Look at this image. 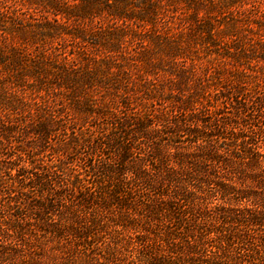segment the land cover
Wrapping results in <instances>:
<instances>
[{
    "label": "trees",
    "instance_id": "1",
    "mask_svg": "<svg viewBox=\"0 0 264 264\" xmlns=\"http://www.w3.org/2000/svg\"><path fill=\"white\" fill-rule=\"evenodd\" d=\"M59 1L0 12V264H264V0Z\"/></svg>",
    "mask_w": 264,
    "mask_h": 264
},
{
    "label": "rangeland",
    "instance_id": "2",
    "mask_svg": "<svg viewBox=\"0 0 264 264\" xmlns=\"http://www.w3.org/2000/svg\"><path fill=\"white\" fill-rule=\"evenodd\" d=\"M49 0H0V12L4 11V10H9V12H15V13H19L22 15V17H20L23 20H31L32 22L36 21V18L38 17V15L36 14H32L29 11H33L34 6L29 7L28 2H48ZM50 2H52V0H50ZM59 2H81V0L78 1H72V0H60ZM94 2H124L121 0H95ZM125 2H144L142 0H126ZM179 3H174L171 5L164 6V10H163V17H164V23L162 24V27L165 28L166 26H169V31L168 29L166 30V32H170V34H173L174 36H177L179 34H185L187 32H190V22H188L189 19V15H191V13L193 12L194 8H204V6L207 7V5L205 4V2H195L197 3V5H194V3L191 2H180L177 1ZM106 8L103 7L102 10H105ZM200 10V9H199ZM215 15H217L216 12H214ZM208 13L206 12H202L200 11V16H207ZM52 15H50L49 17H51ZM52 18V17H51ZM53 19V18H52ZM120 24V23H119ZM110 23L107 24V21L104 20V18L102 17H95L93 18V24L89 25L87 28V31L90 32V30H98L99 28L101 29H108L110 26ZM74 25H71V27H73ZM76 27V26H74ZM121 27H125V26H121ZM194 27V26H192ZM128 27H126L127 29ZM133 31L136 30L137 28H135L133 26ZM147 29H149V27H147ZM132 31V33H133ZM139 32L140 34H144V31H137V33ZM143 36V35H142ZM9 37V36H8ZM13 41L17 42V38H15V36H12ZM11 38V36L9 37ZM198 55H203V53L201 52V49L198 51ZM202 66H205L208 64V60L207 59H203L202 60ZM218 64L221 65L222 63H215L214 65L216 67H218ZM199 67V65H197ZM259 66L254 67V69L257 71V75L260 77L264 76V73L262 71H259ZM262 83V82H261Z\"/></svg>",
    "mask_w": 264,
    "mask_h": 264
}]
</instances>
